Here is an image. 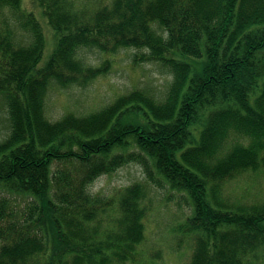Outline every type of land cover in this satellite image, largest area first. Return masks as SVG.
I'll return each mask as SVG.
<instances>
[{
  "label": "trees",
  "instance_id": "obj_1",
  "mask_svg": "<svg viewBox=\"0 0 264 264\" xmlns=\"http://www.w3.org/2000/svg\"><path fill=\"white\" fill-rule=\"evenodd\" d=\"M38 2L55 36L41 68L35 14L23 0H0V102L10 127L0 142V264L144 263L147 183L191 202L187 264H264V202L228 205L222 194L227 181L264 174V0ZM82 47L148 50L136 60L172 73L165 99L134 90L87 116L49 120L54 84L85 88L112 68L83 61ZM130 164L145 183L114 197L91 192Z\"/></svg>",
  "mask_w": 264,
  "mask_h": 264
},
{
  "label": "rangeland",
  "instance_id": "obj_2",
  "mask_svg": "<svg viewBox=\"0 0 264 264\" xmlns=\"http://www.w3.org/2000/svg\"><path fill=\"white\" fill-rule=\"evenodd\" d=\"M23 8L35 14L42 26L46 47L39 68L51 58L55 49V36L43 7L38 0H23ZM16 17V16H15ZM18 20V18H17ZM14 22H17L14 18ZM155 29L164 33L158 25ZM16 36L21 44L25 33L16 28ZM148 50L123 48L116 54H103L97 49L82 47L79 58L88 64L97 66L104 60L112 62L107 75L101 76L89 86L69 88L53 85L45 102V114L51 121H58L66 114L87 116L102 110L119 96L134 90L149 92L159 100H164L173 76L170 70L160 63L139 62L136 55ZM179 58V56H177ZM194 69L200 70L203 62L195 58H185ZM10 134L8 115L0 102V142ZM146 176L140 165L130 164L112 175L101 176L91 186L92 193L114 197L123 187L134 183H145ZM148 199L151 211L146 220V240L141 246V264H187L190 261L194 239L183 231L184 220L192 213V205L185 193L169 187L147 183ZM223 197L228 205L251 206L264 202V174L246 173L234 180L227 181L223 187ZM264 226V221H263Z\"/></svg>",
  "mask_w": 264,
  "mask_h": 264
}]
</instances>
